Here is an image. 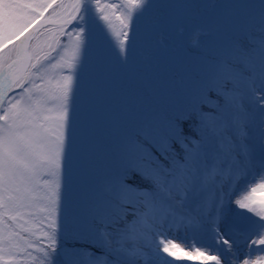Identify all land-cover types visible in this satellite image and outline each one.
I'll use <instances>...</instances> for the list:
<instances>
[{
  "label": "snow or ice",
  "instance_id": "obj_1",
  "mask_svg": "<svg viewBox=\"0 0 264 264\" xmlns=\"http://www.w3.org/2000/svg\"><path fill=\"white\" fill-rule=\"evenodd\" d=\"M176 261L264 264V0H0V264Z\"/></svg>",
  "mask_w": 264,
  "mask_h": 264
},
{
  "label": "rangeland",
  "instance_id": "obj_2",
  "mask_svg": "<svg viewBox=\"0 0 264 264\" xmlns=\"http://www.w3.org/2000/svg\"><path fill=\"white\" fill-rule=\"evenodd\" d=\"M102 2H106L109 4H119L122 2V0H102ZM251 2L255 3L256 0H251ZM49 12H51V10H49ZM46 15H48V14L46 13ZM93 15H95L94 9H93ZM114 24L118 30V23L114 22ZM97 25H98V27H101L102 22L97 21ZM65 40H66V38H65ZM113 41H114V38H113ZM106 46H107V42H106ZM250 179H251V177H249V180ZM243 183H244V181H241L242 185H243ZM258 195H259V193H258ZM175 235H176V239L174 242L181 244L182 247L184 246V242L199 243L202 245H206V244L211 243V241L207 237L199 236V235H196V234L191 233V232H187V233L177 232ZM193 237H195V240H193ZM235 251H236V254L240 257V259H243L248 254V249L244 246L243 242H241L239 244V246L237 247V249ZM254 256H255V254L253 253V257ZM169 259H171V258H169ZM174 264H189V262L188 261H176V262H174ZM234 264H235V262H234Z\"/></svg>",
  "mask_w": 264,
  "mask_h": 264
}]
</instances>
